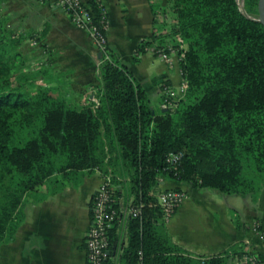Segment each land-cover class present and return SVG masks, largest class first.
Listing matches in <instances>:
<instances>
[{
  "label": "trees",
  "instance_id": "16d2710c",
  "mask_svg": "<svg viewBox=\"0 0 264 264\" xmlns=\"http://www.w3.org/2000/svg\"><path fill=\"white\" fill-rule=\"evenodd\" d=\"M9 1L0 0V248L25 221L29 199L42 201L98 170L112 176L117 198L121 185L125 200L141 205L140 215L128 220L121 264H227L232 253L242 256L237 245L201 255L175 244L158 185L167 177L176 189L184 184L251 201L264 188L259 0H150L156 22L172 21L164 35L156 27L153 37L143 38L134 59L160 50L184 53L186 89L167 110L155 107L109 43L100 50L98 100L76 104L45 44L44 56L28 45L44 32L16 21ZM88 2L97 19L105 14L101 0ZM180 151L181 164L174 166L168 156ZM230 215L237 227L244 225L237 209ZM119 237L114 227L111 244Z\"/></svg>",
  "mask_w": 264,
  "mask_h": 264
},
{
  "label": "crops",
  "instance_id": "0c3cea01",
  "mask_svg": "<svg viewBox=\"0 0 264 264\" xmlns=\"http://www.w3.org/2000/svg\"><path fill=\"white\" fill-rule=\"evenodd\" d=\"M101 1L108 16V43L129 63L155 107L165 110L162 106L163 85L168 83L180 88L184 82L177 53H171L173 64L152 52L143 54L140 61L134 56L143 38L153 37L156 27L157 34L164 35L172 20L168 18L165 27L159 23L161 19L156 22L150 0ZM163 2L166 4L165 0ZM9 4L16 21L38 34L44 32L41 41L28 45L44 56L45 49L41 44H45L51 54L50 61L62 74L61 79L72 98L81 103L97 101L101 51L89 34L75 26L62 9L51 3L10 0ZM102 181L97 170L85 176L79 185L67 184L64 190L48 195L42 201L29 199L25 221L16 236L0 248V264H86L84 240L90 225V201ZM177 185L176 181L162 177L158 188L164 190ZM119 186L118 198L123 202L126 190ZM181 187L187 195L166 221L167 232L175 244L201 255L218 254L237 245L264 258V188L256 200L251 201L237 194L222 195L184 184ZM39 190L46 194V185ZM231 208L239 211L243 226L234 224ZM256 224L259 229L255 228ZM117 234L120 236L118 247L122 248L127 243L124 222L118 223ZM242 256L232 253L227 264H242Z\"/></svg>",
  "mask_w": 264,
  "mask_h": 264
},
{
  "label": "built area",
  "instance_id": "2783aa9c",
  "mask_svg": "<svg viewBox=\"0 0 264 264\" xmlns=\"http://www.w3.org/2000/svg\"><path fill=\"white\" fill-rule=\"evenodd\" d=\"M43 3H51L57 8L62 9L70 18L71 22L80 29L85 30L93 43L102 50L108 43L106 30L108 27V18L103 5V16L96 18L95 11L85 0H41ZM177 51L172 49L170 53L163 50L159 54L170 64L174 63L171 53ZM179 61L184 53H177ZM186 89L184 81L180 88H174L171 85H163L165 98L162 106L165 110L174 109L177 106V100ZM184 152H171L168 161L179 166ZM103 181L97 190L92 194L90 201V225L85 235V248L87 254L86 264H121L120 254L122 248L111 244V232L114 227L117 228L119 222L128 224V220L138 217L141 213V205H135L132 201H121L115 196L116 191L113 185V179L110 174L102 175ZM186 191L183 189L167 188L159 191V205L164 214L170 217L177 209L178 205L186 197ZM259 224L255 228L259 229ZM121 250V251H120ZM142 254V252H139ZM242 264H264V258L252 250H245ZM138 264H142L141 259Z\"/></svg>",
  "mask_w": 264,
  "mask_h": 264
},
{
  "label": "water",
  "instance_id": "95a60500",
  "mask_svg": "<svg viewBox=\"0 0 264 264\" xmlns=\"http://www.w3.org/2000/svg\"><path fill=\"white\" fill-rule=\"evenodd\" d=\"M259 20L264 23V0L258 1Z\"/></svg>",
  "mask_w": 264,
  "mask_h": 264
},
{
  "label": "rangeland",
  "instance_id": "374dc122",
  "mask_svg": "<svg viewBox=\"0 0 264 264\" xmlns=\"http://www.w3.org/2000/svg\"><path fill=\"white\" fill-rule=\"evenodd\" d=\"M72 96V95H71ZM73 99V98H72ZM73 101L76 103V104H80L82 101L81 100H74L73 99ZM89 101V100H88ZM87 101V102H88ZM245 174H247V175H251V173L248 171V169L247 168H245ZM162 178V177H161ZM44 187V184H41L40 186H39V188H43ZM121 251V250H120Z\"/></svg>",
  "mask_w": 264,
  "mask_h": 264
}]
</instances>
